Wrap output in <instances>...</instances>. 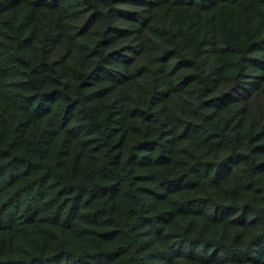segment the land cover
<instances>
[{
    "label": "trees",
    "instance_id": "obj_1",
    "mask_svg": "<svg viewBox=\"0 0 264 264\" xmlns=\"http://www.w3.org/2000/svg\"><path fill=\"white\" fill-rule=\"evenodd\" d=\"M0 264H264V0H0Z\"/></svg>",
    "mask_w": 264,
    "mask_h": 264
}]
</instances>
